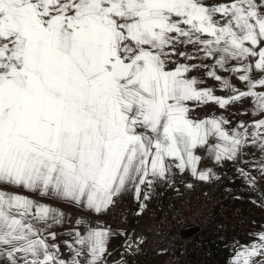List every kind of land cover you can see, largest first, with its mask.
Masks as SVG:
<instances>
[{"label":"snow or ice","instance_id":"1","mask_svg":"<svg viewBox=\"0 0 264 264\" xmlns=\"http://www.w3.org/2000/svg\"><path fill=\"white\" fill-rule=\"evenodd\" d=\"M205 159L264 192V0H0V264H127L62 206L140 215L177 172L218 180ZM231 264H264V229Z\"/></svg>","mask_w":264,"mask_h":264},{"label":"built area","instance_id":"2","mask_svg":"<svg viewBox=\"0 0 264 264\" xmlns=\"http://www.w3.org/2000/svg\"><path fill=\"white\" fill-rule=\"evenodd\" d=\"M212 164L205 159L200 167ZM235 172L223 168L217 173L218 180L207 183L177 172L163 197L146 202L148 223L135 230L131 251L145 264H222L216 258L215 241L244 237L251 223L264 225V207L254 200L242 201L246 191L228 185ZM188 183L192 189L186 188ZM130 208L129 199L123 196L103 218L90 216L89 222L95 225L101 220L102 226L123 229Z\"/></svg>","mask_w":264,"mask_h":264},{"label":"crops","instance_id":"3","mask_svg":"<svg viewBox=\"0 0 264 264\" xmlns=\"http://www.w3.org/2000/svg\"><path fill=\"white\" fill-rule=\"evenodd\" d=\"M211 83V82H209ZM238 84V82H237ZM217 95H223V93L217 91ZM247 101L244 102V105L241 104H236L233 105L231 107H229L227 112H224V115H229L230 113H235L237 112V110L243 112L245 110V106L247 105ZM222 110L218 109L217 106L213 105V104H208L205 105L203 108H201L200 110H198V115L203 117L204 115H211L213 113L219 114ZM233 121H237L240 119H247V117L245 116H233L232 117ZM208 167H213V170L218 173L221 169L229 167V168H233L236 171V167L233 166L231 163L226 164L223 167H216L213 164L208 166ZM205 167V168H208ZM230 186H238L243 188L246 191V195L244 197H242V201H248V200H254L257 201L258 197L261 195H264V192H261L260 189L257 187L256 189H252L251 187L247 186L246 183L238 176V174L235 172V175L232 176L229 179V184ZM169 186V182H160L156 185V187L154 188V190L151 192V199L153 198H157V197H163L165 192L167 191ZM124 197H126L127 199H129L130 203H131V208L129 209V211L126 213V227L123 229H119V230H113L116 232H125L127 233L131 238H133L134 232L137 229H140L142 227H144L147 223H148V217L146 214V209L143 211L142 214L137 215V211H138V205L137 202L134 200L133 195L131 193L125 194ZM147 201H145L146 203ZM62 210H64L73 220L77 219V218H84L86 220L89 221V217L90 216H96L99 218H103L106 213H103L99 216H97L96 214H90L87 212L86 209H82V208H76L73 206H69V205H63L62 206ZM99 224L102 226V222L101 220L99 221ZM261 229H264V225H259L256 223H251L249 225L248 231L246 233V235L244 237H241L237 240H233V241H227L224 242L225 247H224V251H225V255L224 258L220 259L222 264H231L232 259L230 260V252L232 247L234 246V252L237 250V245H243L245 242H250L252 235L258 233ZM122 244V238L117 236V237H113L111 240V249H114V251H116L117 247V252L118 253H122L125 252L126 250L123 249L121 247ZM132 254V258H134V263L136 264H145L144 260L139 257L135 252L130 251ZM115 253V252H114Z\"/></svg>","mask_w":264,"mask_h":264},{"label":"rangeland","instance_id":"4","mask_svg":"<svg viewBox=\"0 0 264 264\" xmlns=\"http://www.w3.org/2000/svg\"><path fill=\"white\" fill-rule=\"evenodd\" d=\"M224 247H225L224 242L215 241L214 249H215L216 258L218 260L224 258V255H225ZM111 248H112V246L110 247V251H112L113 256H115L116 258L119 259L122 256L123 259L127 261V264H136V263H134L135 259L132 258L133 256H132L130 251H125V252L119 253L120 255L118 256L117 255L118 254V252H117L118 247H117L116 251H114V249H111ZM232 256H234V246L232 247L231 252H230V257H232ZM229 259L231 260V259H233V257L229 258Z\"/></svg>","mask_w":264,"mask_h":264}]
</instances>
